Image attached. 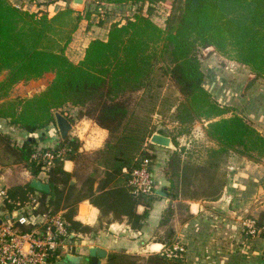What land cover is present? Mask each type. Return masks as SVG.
Masks as SVG:
<instances>
[{
	"label": "trees",
	"instance_id": "trees-1",
	"mask_svg": "<svg viewBox=\"0 0 264 264\" xmlns=\"http://www.w3.org/2000/svg\"><path fill=\"white\" fill-rule=\"evenodd\" d=\"M93 1L100 5L149 3V10L143 13L140 7L124 21L113 23L108 38L91 40L83 58L74 62L67 48L81 21H91L90 9L84 13L68 6L50 14L0 0V100L9 105L0 108V118L26 133L18 140L0 130V169L21 165L33 178L45 171L51 189H36L32 179L12 185L0 200V211L15 213L37 202V213L51 217L61 212L75 239L115 221L126 220L137 230L145 225L159 194L137 193L130 181L144 158L155 162L151 151L155 144L150 139L156 132H165L151 128L148 116L161 114L155 103L166 80L174 82L182 97L174 105L175 119L181 124L203 121L207 135L219 146L211 150L213 156L237 151L255 161L264 159V132L205 86L201 57L203 49L213 47L251 70L255 79L249 86L258 79L264 81V0H173L165 26L151 17L157 0ZM49 72L54 79L41 93L11 96L16 84ZM147 101L152 104L149 108ZM73 108L77 119H89L107 131L104 145L88 153L81 140L69 133L56 146H42L56 124L55 113L62 112L74 123L69 115ZM47 151L53 154L50 164L44 156ZM66 160L77 167L66 170ZM166 190L177 198L169 187ZM84 200L99 209L94 225L76 217ZM139 205L145 207L142 212ZM169 210L163 224L168 223ZM174 233L170 227L160 239L171 241ZM104 264L190 263L184 252L142 255L117 250L107 255Z\"/></svg>",
	"mask_w": 264,
	"mask_h": 264
},
{
	"label": "crops",
	"instance_id": "crops-1",
	"mask_svg": "<svg viewBox=\"0 0 264 264\" xmlns=\"http://www.w3.org/2000/svg\"><path fill=\"white\" fill-rule=\"evenodd\" d=\"M11 1L24 9L48 11L50 14H54L66 6L64 0H55L50 3L49 0ZM104 5L102 6L104 7ZM137 6L138 4L132 3L107 4L105 8L112 10L117 8L123 13L108 12L109 14L94 17L91 21H82L67 48L70 59L74 62L80 61L91 40L96 38L107 39L111 25L119 22L123 14H126L125 12H129V15L134 14ZM151 17L157 24L163 26L152 15ZM202 65L206 73L205 86L214 96L223 103L235 106L238 113L248 117L264 132V87L258 88L255 83L249 86V81H246L245 89H240V87L238 89L231 85L232 82L223 77L212 75L209 70L205 69L203 63ZM235 80L236 83L238 78L236 77ZM21 95L25 97V94L22 93ZM76 113L77 109L73 108L69 115L76 118ZM1 122L6 125L5 127L0 125L1 131L11 133L18 140L25 138L26 133L23 129L9 125L2 118H0ZM50 128L52 133L42 143V146H56L59 144L61 135L57 125H51ZM92 132L101 133L103 138L107 136L106 130L86 118H76L70 134L81 140L84 151L97 150L103 145H89V138L91 137L96 140L95 144L99 143L100 140H97ZM162 134L168 136L166 133ZM84 141L85 143H83ZM174 147L175 145L165 147L155 144L153 146L156 154L153 169H157L154 177L158 194L163 189H167L170 184L169 178L165 176V161ZM229 165L228 179L223 193L214 199L185 200L186 207L183 210L185 215L182 219H180L181 213L178 212L176 205L180 202V199H173L168 193L166 196L159 195L154 201L142 229L132 228L126 220L112 222L107 228L97 233L76 238L73 245V254L83 257V262L81 261L80 264H88L84 261H91L90 250L93 247L105 251L107 255L117 250L147 255L151 252H162L177 245H183L184 256L190 264H264V227H262V224H264V159L255 161L231 154ZM76 167L74 161H65L66 170L73 171ZM24 173V175L21 173L17 181L12 182V170L8 169L2 172L0 169V184L8 188L33 179L28 171L25 170ZM38 179L46 182V172H41ZM175 206V217L172 219L171 225H167V229L170 227L174 229L175 237L171 241L163 242L160 237L164 239L167 230L163 229L165 226L162 223L163 216L167 210ZM38 207V203H33L19 212H25L28 215L34 213L31 217L32 223H41L42 217L35 212ZM144 209L143 205L138 206V211L142 212ZM76 217L83 223L94 225L99 217V209L88 200H84L79 204ZM251 219L257 222L258 232L255 236L244 239L243 233L246 226L250 224ZM259 220H262L261 223L258 222ZM106 257H99L101 261L99 264H104ZM90 264L92 263L90 262Z\"/></svg>",
	"mask_w": 264,
	"mask_h": 264
},
{
	"label": "rangeland",
	"instance_id": "rangeland-1",
	"mask_svg": "<svg viewBox=\"0 0 264 264\" xmlns=\"http://www.w3.org/2000/svg\"><path fill=\"white\" fill-rule=\"evenodd\" d=\"M63 2L66 3L65 7L70 6L77 11H82L84 13L86 12V9H90L92 11V18L97 16L102 17L111 12L123 13L121 10H117V8L113 10L105 8L107 4L103 7L93 0H84L83 3L78 4H73V0H64ZM172 2L173 0H157L152 7L151 15L154 19L162 23L163 26H165L166 19L171 13ZM140 7L143 9V13H147L149 10V3L144 5L138 4L136 11L140 9ZM125 13L126 14H123L120 18V21H124L127 17L133 15H129V12ZM94 14L96 15L94 16ZM201 55L202 63L206 67L205 69L209 70V73L223 77L232 82L231 85L238 89L239 87L240 89H245L246 81H249L248 83H250L255 79L254 74L247 66H243L236 61H232L222 56L213 47L203 49ZM54 76V73L49 72V74L46 73V75H43L41 78L30 80L28 82H20L21 84L18 83L13 87L11 96L21 97V94L23 93L25 94V97H30L34 94L41 93L54 79ZM236 77L238 78V81L235 83ZM255 85L258 88H262L264 87V81L258 79L256 80ZM161 91L162 96H160L155 103L156 110L161 112V114L154 113L149 115L148 121L151 128L164 131L176 141V146L171 150V153L168 154L165 161V176L167 178H172L174 181V184L170 182L168 187L171 195L178 194L177 198L180 199V202L176 205L178 212L181 213L180 219H182L185 215V211H183L186 207L185 200L203 199L205 197L213 198V195L219 190H221L220 194L223 193L224 185L226 183L225 180L228 179L230 169V156L231 154L238 156L242 155L238 154L237 151H229L227 153H219L213 156L211 150L216 149L219 146L207 135L206 124L203 121L181 124L175 119L174 115L176 107L174 105L178 104L182 97L174 82L166 80ZM145 103L147 108L152 105L149 101ZM8 107L9 105L6 104V102L0 100V108ZM246 118L249 119L248 117ZM74 122H76V118H74ZM0 125L3 127L6 126L2 122ZM185 127L187 128L185 129ZM185 130H188V132H183ZM92 133L97 140H100L98 141L99 143L95 144L96 140H93V137H91L89 138V145H104L106 137L103 138V135L98 132ZM83 143H85V141ZM149 145L150 144L147 146L151 147ZM85 151L90 153L94 150ZM151 151L152 153H155L153 147ZM8 169H11L13 172L12 182L17 181L21 173L22 175L25 174V169L21 165L7 166L3 167L1 170L4 172ZM156 171L157 169L154 168L153 172L155 173ZM84 172H87V169ZM169 214V223L165 224L163 229H167V225H171V221L176 214V206L170 208Z\"/></svg>",
	"mask_w": 264,
	"mask_h": 264
},
{
	"label": "built area",
	"instance_id": "built-area-1",
	"mask_svg": "<svg viewBox=\"0 0 264 264\" xmlns=\"http://www.w3.org/2000/svg\"><path fill=\"white\" fill-rule=\"evenodd\" d=\"M44 156L50 164L53 159L52 152L47 151ZM153 164L152 159L146 157L133 171L130 183L135 192H156ZM6 190L7 188L0 184V199L4 197ZM33 214L28 215L25 212L6 214L0 211V218L4 221L0 223V264H53L64 255L73 254L76 239L67 228L62 213L51 217L37 213L43 219L41 223H32ZM6 215L12 216L5 219ZM249 223L243 233L244 239L255 236L258 232L257 222L251 219ZM25 226L28 230L22 228ZM183 251V245H177L163 252L172 255Z\"/></svg>",
	"mask_w": 264,
	"mask_h": 264
},
{
	"label": "water",
	"instance_id": "water-1",
	"mask_svg": "<svg viewBox=\"0 0 264 264\" xmlns=\"http://www.w3.org/2000/svg\"><path fill=\"white\" fill-rule=\"evenodd\" d=\"M84 0H73V4L83 3ZM55 122L58 127V130L60 132L61 138L65 139L71 132L73 128V123L71 120L62 112L57 111L55 113ZM151 142L157 145L165 146V147H172L173 141L171 137L166 136L160 132H156L151 137ZM31 185L35 187L36 189L40 191L50 192V184L47 182H44L38 178H33L31 180ZM159 195H167L166 188L159 192ZM12 215H6L5 219L10 218ZM3 219L0 218V223H3ZM90 255L92 256L91 263L92 264H99L101 261L99 260V257L105 258L107 256V253L103 250L97 249L96 247L91 248ZM83 260L82 256H78L75 254H66L63 256L62 259L56 261L53 264H80V262Z\"/></svg>",
	"mask_w": 264,
	"mask_h": 264
},
{
	"label": "flooded vegetation",
	"instance_id": "flooded-vegetation-1",
	"mask_svg": "<svg viewBox=\"0 0 264 264\" xmlns=\"http://www.w3.org/2000/svg\"><path fill=\"white\" fill-rule=\"evenodd\" d=\"M82 262H83V261H82ZM84 262H86V263L90 264V262H91V261L89 262V261L85 260Z\"/></svg>",
	"mask_w": 264,
	"mask_h": 264
}]
</instances>
